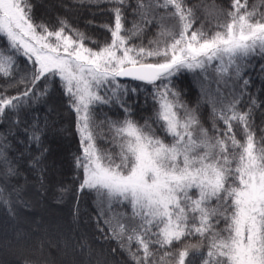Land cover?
Returning <instances> with one entry per match:
<instances>
[{
    "label": "snow or ice",
    "instance_id": "6c2138e0",
    "mask_svg": "<svg viewBox=\"0 0 264 264\" xmlns=\"http://www.w3.org/2000/svg\"><path fill=\"white\" fill-rule=\"evenodd\" d=\"M94 2L109 4L113 16L111 25L101 26L111 40L97 49L63 18L55 30L34 22L30 0H0V77L9 78L0 88V124L25 125L22 143L36 148L31 165L43 172L47 119L34 115L29 123L21 112L59 85L76 116L77 193H96L109 211L113 205L129 210L115 225L104 223L133 264H193L197 257L200 264H264V129L257 139L254 109L260 104L251 94L241 108L250 86L244 72L254 58H264V11L258 10L264 0L251 8L247 0H231L227 20L210 35L203 26L193 29L197 17L185 0ZM126 13L133 17L131 27H125ZM167 19L176 20L179 30L165 28ZM154 21L168 42H130ZM209 68L217 76L214 89ZM184 71L208 82L201 84L200 101L211 109V129L197 115L199 101L189 108L173 85ZM118 78L151 85L154 108L142 124L127 103L139 88ZM19 84L23 91L7 94ZM113 105L124 112L122 120L102 112ZM7 135L0 134V204L11 212L19 189L9 191L8 184L19 173L8 156ZM98 139L111 147L98 146ZM99 212L103 216L104 208ZM190 237L198 243L175 248ZM190 249L196 250L192 259Z\"/></svg>",
    "mask_w": 264,
    "mask_h": 264
},
{
    "label": "trees",
    "instance_id": "16d2710c",
    "mask_svg": "<svg viewBox=\"0 0 264 264\" xmlns=\"http://www.w3.org/2000/svg\"><path fill=\"white\" fill-rule=\"evenodd\" d=\"M56 1L60 6L55 7L45 0H30L33 6L34 22L47 24L50 29L55 30L60 26L58 19L63 18L73 29H78L86 37L91 38L85 40L86 46L97 49L98 46L110 42V33L101 27L104 24L113 23L109 4L96 3L94 0ZM228 1L185 0L197 17L193 28L203 26L207 32L210 27L207 17L208 8L214 6L225 8ZM257 2L260 0H247L248 7L251 8ZM130 3L134 4L135 0H130ZM126 16L125 27H131L133 17L128 13ZM159 33L160 28L154 21L151 26L144 29L139 37L130 42L147 46L149 41H157ZM0 44H3V40H0ZM24 59L21 57L20 62L23 63ZM262 64H264V58L256 57L244 72V76L250 78V86L243 97L245 104L241 105L243 109L250 102L248 94H251L260 104L259 108L254 109L253 128L257 139L262 135L261 129H264ZM13 74L17 75L15 69ZM172 80L175 89L181 93L182 99L189 108H197L199 101L197 115L204 127L211 129V109L200 101V88L192 74L184 71L174 76ZM8 82L9 78L0 77V88ZM120 82L127 84L130 88H139L135 94L128 95L127 103L131 108L132 118L142 124L145 118L152 115L154 108L152 94L149 91L151 85L133 80ZM23 89L24 85L19 84L9 88L7 94L15 95ZM102 112L113 120L124 118V112L115 105L104 106ZM34 115L39 116L42 122L47 119V129L42 141L43 148L47 151L40 165L43 172L31 165L32 157L37 154V150L35 147L29 149L25 146L27 137L22 131L25 125L21 124L17 127L11 125L9 121L0 124V134L7 135L10 129L15 133V135H7L10 145L8 156L16 165L19 173L18 176L12 177L8 184L9 191L13 186L19 189V199L17 200L15 195L11 198L12 211L9 212L8 208L0 204V264H12L9 261V254L14 253L16 249H20V252L31 250V253L21 254L17 264H70L71 260L74 264H133L127 251L121 247V242L112 238L108 225L104 223L106 218L100 215L96 193H77L79 180L76 178L75 157L80 154L81 146L76 130V116L69 107L68 98L63 94L59 85H50L49 95L21 112V120H27L30 123ZM102 118L103 115L99 114L98 119ZM234 130L237 139L243 141L241 131ZM57 138L67 142L60 152L64 166L58 163L59 158L56 156L60 150L55 146L59 143ZM97 144L100 147H111L100 139L97 140ZM61 189H66V191L61 192ZM116 207L119 206L113 205V208ZM53 212L64 213V216L56 220ZM46 213L50 214L49 217ZM44 214L47 217H44ZM50 220H54L52 222L58 232L56 236H53L50 231L52 225ZM50 238L55 241L53 248H48L47 245L46 239L50 241ZM124 243L126 245L127 241ZM185 243L196 244L198 238L190 237L176 244L175 248H181ZM133 247H135L134 244ZM200 251H206V244L202 245ZM189 259H192V254ZM193 264H200L198 257Z\"/></svg>",
    "mask_w": 264,
    "mask_h": 264
},
{
    "label": "rangeland",
    "instance_id": "374dc122",
    "mask_svg": "<svg viewBox=\"0 0 264 264\" xmlns=\"http://www.w3.org/2000/svg\"><path fill=\"white\" fill-rule=\"evenodd\" d=\"M47 3H50V5H53V6H60L59 2L58 1H54V0H45ZM256 5H260V2H257ZM49 8V7H48ZM231 10V0H229L227 2V4L225 5V8L223 7H209L208 8V19H209V23H210V27L208 28L207 32L208 34L210 35L213 31L217 30L216 26L218 23L220 22H224L227 20V12ZM259 11H264V7H259L258 8ZM163 24H164V27L173 31V32H176L179 30V27H178V22L174 19H167L165 21H163ZM193 29H196V28H193ZM170 40V37H168L167 35L165 36H161L160 34H158L157 36V41L161 44V46H163L164 43L168 42ZM191 73V72H190ZM194 80L197 82V85L198 87L200 88L201 90V84L202 82L203 83H208L207 81H202V78H198L197 75L195 73H191ZM208 76H209V80L212 81L213 83L211 84V87L214 89L215 88V80L217 79V76H216V73L214 72V70L212 68H209L208 69ZM143 87V85H142ZM221 88H223V85H221ZM58 139V142L57 146L59 150L58 153H56V156H58V163L59 164H63L64 166V160H63V157H62V154L60 153L62 151V149L65 147V145L67 144L66 141L62 140L61 138H57ZM56 147V148H57ZM55 148V149H56ZM57 165V164H56ZM58 167V165L56 166V168ZM98 202H99V207H103L104 208V214L103 216H105L106 219H109L111 221V223L113 225L116 224V221L120 218V214L121 213H124V211H129L126 207L125 208H122V207H116V208H113L112 206V209L111 211H109L107 209V205L106 204H103L101 203V200L98 198ZM99 209V208H98ZM47 215V213H46ZM44 214V217H49V215L46 216ZM53 216L56 217L55 219L59 220L60 218H62L64 216V213H54L53 212ZM54 219V220H55ZM52 220V221H54ZM51 221V220H50ZM51 221L52 225L50 227V231L52 233L53 236H56V234L58 233L57 232V229L55 228V225L53 224V222ZM48 222V221H46ZM58 222V221H57ZM49 223V222H48ZM31 229L33 230V228L31 227ZM47 241V245H48V248H53L54 247V243L55 241L51 240L50 238V241L49 239H46ZM196 250L195 249H190V255L192 253H194ZM28 253H31V250L28 251H25V252H20V249H16V251H14V253H12L11 255L9 254V261L12 262V264H17L19 262V259L21 258V254H28ZM161 255L163 254V252L160 253ZM70 264H74L72 263V260H71V263ZM170 264V262H169Z\"/></svg>",
    "mask_w": 264,
    "mask_h": 264
},
{
    "label": "water",
    "instance_id": "95a60500",
    "mask_svg": "<svg viewBox=\"0 0 264 264\" xmlns=\"http://www.w3.org/2000/svg\"><path fill=\"white\" fill-rule=\"evenodd\" d=\"M118 80L120 81H128V80H131L130 78H118Z\"/></svg>",
    "mask_w": 264,
    "mask_h": 264
}]
</instances>
